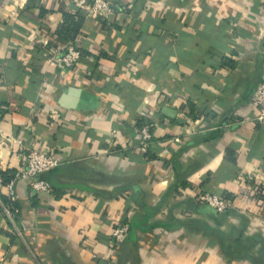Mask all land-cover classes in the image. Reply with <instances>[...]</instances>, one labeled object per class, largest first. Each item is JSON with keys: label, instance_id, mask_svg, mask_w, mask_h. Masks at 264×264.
<instances>
[{"label": "crops", "instance_id": "obj_1", "mask_svg": "<svg viewBox=\"0 0 264 264\" xmlns=\"http://www.w3.org/2000/svg\"><path fill=\"white\" fill-rule=\"evenodd\" d=\"M108 1V19L83 15L85 57L66 70L40 40L79 10L0 0V172L36 148L61 160L43 176L55 191L17 183L18 222L0 207V264H264V124L251 104L264 0ZM206 192L231 208L200 203Z\"/></svg>", "mask_w": 264, "mask_h": 264}, {"label": "built area", "instance_id": "obj_2", "mask_svg": "<svg viewBox=\"0 0 264 264\" xmlns=\"http://www.w3.org/2000/svg\"><path fill=\"white\" fill-rule=\"evenodd\" d=\"M66 2L75 5L84 16L93 19H108L112 15V4L108 0H66ZM21 7L22 4H17L12 11L13 17L17 16ZM50 42L49 34L40 40V45L46 54L47 63L53 67L72 70L80 64L85 57L83 51L77 44H59L49 49L47 46ZM251 104L255 111V121L259 124H264V71L261 74V81L251 98ZM240 122L242 121L240 120ZM138 135L140 137V149L145 153L148 151L153 138L152 125L145 124L140 131L138 130ZM60 164L61 160L54 151L44 148L29 150L28 153L22 155L21 166L16 171L10 183L6 186V197L11 202L18 201L15 188L20 181H28L30 188L35 193L53 192L52 184L43 176L59 167ZM198 201L209 205L219 213L226 212L232 206L231 201L208 192L200 193L198 195ZM0 207L8 221L11 224H15L17 222L16 218L19 210L14 208L11 203H6L1 199ZM129 231L130 226L128 223H119L113 232L114 244L121 245L127 239Z\"/></svg>", "mask_w": 264, "mask_h": 264}, {"label": "trees", "instance_id": "obj_3", "mask_svg": "<svg viewBox=\"0 0 264 264\" xmlns=\"http://www.w3.org/2000/svg\"><path fill=\"white\" fill-rule=\"evenodd\" d=\"M63 14V21L60 23L54 32V37L51 41V43L47 46L49 49L54 48L55 46L65 43V42H73L74 44H77L78 39L80 36L83 35L82 27L84 23V16L81 12H76V11H69V12H62ZM54 43H56L54 45ZM84 53V52H83ZM192 105V104H191ZM191 108V114L194 117H197V111L195 110L194 106H190ZM144 120L138 122L137 125V130L140 131V129L144 126ZM152 125V124H151ZM153 128V125H152ZM16 171L15 170H6V171H1V179H2V184L4 186H7L10 181L13 179L15 176ZM49 182L50 180L46 178ZM51 183V182H50ZM53 186V185H52ZM56 188L53 186V191H55ZM4 202L6 203H11L14 208L18 209V215H17V222L20 220L21 217V210H20V204L19 201L16 202H11L9 199L4 196L3 197Z\"/></svg>", "mask_w": 264, "mask_h": 264}, {"label": "water", "instance_id": "obj_4", "mask_svg": "<svg viewBox=\"0 0 264 264\" xmlns=\"http://www.w3.org/2000/svg\"><path fill=\"white\" fill-rule=\"evenodd\" d=\"M71 6H72L73 9H75V10H79V8H77L75 5H71ZM260 81H261V74H259V76L257 77L256 81H255L254 84H253V87H252V91H253V92L256 91V89H257V87H258ZM133 232H134V230L132 229V230H131V233H133Z\"/></svg>", "mask_w": 264, "mask_h": 264}]
</instances>
